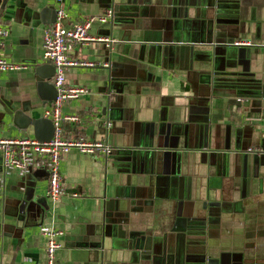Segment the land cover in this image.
Listing matches in <instances>:
<instances>
[{
	"label": "crops",
	"instance_id": "crops-1",
	"mask_svg": "<svg viewBox=\"0 0 264 264\" xmlns=\"http://www.w3.org/2000/svg\"><path fill=\"white\" fill-rule=\"evenodd\" d=\"M57 7L66 26L113 10L89 29L112 45L70 53L111 65L66 70L89 90L64 103L80 120L63 128L114 151L68 153L63 183L82 196L57 201L45 166L4 172L0 152V264H45L43 225L63 231L60 264H264V0H0L2 54L28 64L0 72V138L36 137L14 115L54 102L35 67Z\"/></svg>",
	"mask_w": 264,
	"mask_h": 264
},
{
	"label": "built area",
	"instance_id": "built-area-1",
	"mask_svg": "<svg viewBox=\"0 0 264 264\" xmlns=\"http://www.w3.org/2000/svg\"><path fill=\"white\" fill-rule=\"evenodd\" d=\"M55 1L60 5L64 0ZM112 16L113 10L110 8L101 15L88 16L71 26H66L63 22L66 12L62 7H57L55 20L44 30L42 53L45 62H51L56 66L54 84L58 90V96L50 107L45 109V116L53 121L54 134L49 141H42L37 137L31 136L0 138V152L4 172L18 169L23 174L29 172L34 166H45L48 171V195L53 201H57L65 195H69L72 198L82 196L81 191H69L63 183L61 162L68 153L76 149L81 153L102 156L107 160L114 150L106 138L93 139L84 135L67 137L63 128L64 121L78 122L80 120V117L76 114L63 112L64 103L71 99L79 98L89 90L82 85L68 84L66 81V70L76 66L109 67L111 65L109 61L96 62L73 58L70 53L76 47L93 41L104 42L110 47L115 41L113 37L92 35L89 33V29L96 20L106 22ZM9 32V27L0 22V72L28 67L26 63L9 61L3 56V45ZM233 43L236 45H249L251 41L240 39ZM104 124L108 130L112 126L110 120L107 121L105 119ZM249 150L261 151L262 149L250 148ZM40 233L47 238V259L45 264H60L57 251L61 247L59 238L63 231L43 225L40 228Z\"/></svg>",
	"mask_w": 264,
	"mask_h": 264
},
{
	"label": "water",
	"instance_id": "water-1",
	"mask_svg": "<svg viewBox=\"0 0 264 264\" xmlns=\"http://www.w3.org/2000/svg\"><path fill=\"white\" fill-rule=\"evenodd\" d=\"M2 12L3 10L0 9V19L3 16ZM35 73L37 75L36 77L40 92L42 91L47 92L45 96L48 98V102L55 101L58 96V90L52 78L56 74V66L51 62H44L42 64L36 65ZM107 95H108L107 99L111 100V95L109 93ZM110 109H111L110 104L109 102H107L106 105L103 108H101L100 111L101 114L106 117L107 121L111 120L109 116ZM14 123L20 128H24L32 124L35 128V136L42 141H49L52 138L55 130L53 121L50 118L40 117L34 120L31 117L24 116V114L21 111L16 112V114L14 115ZM112 154L107 158V162L111 158Z\"/></svg>",
	"mask_w": 264,
	"mask_h": 264
},
{
	"label": "bare ground",
	"instance_id": "bare-ground-1",
	"mask_svg": "<svg viewBox=\"0 0 264 264\" xmlns=\"http://www.w3.org/2000/svg\"><path fill=\"white\" fill-rule=\"evenodd\" d=\"M114 151V150H113Z\"/></svg>",
	"mask_w": 264,
	"mask_h": 264
}]
</instances>
